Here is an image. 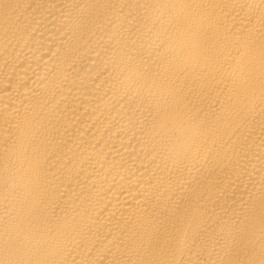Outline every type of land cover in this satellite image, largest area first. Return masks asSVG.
Returning a JSON list of instances; mask_svg holds the SVG:
<instances>
[{
    "label": "bare ground",
    "instance_id": "6f19581e",
    "mask_svg": "<svg viewBox=\"0 0 264 264\" xmlns=\"http://www.w3.org/2000/svg\"><path fill=\"white\" fill-rule=\"evenodd\" d=\"M0 264H264V0H0Z\"/></svg>",
    "mask_w": 264,
    "mask_h": 264
}]
</instances>
